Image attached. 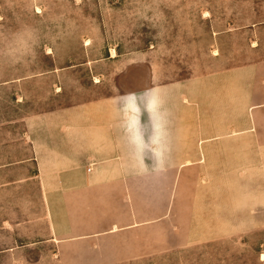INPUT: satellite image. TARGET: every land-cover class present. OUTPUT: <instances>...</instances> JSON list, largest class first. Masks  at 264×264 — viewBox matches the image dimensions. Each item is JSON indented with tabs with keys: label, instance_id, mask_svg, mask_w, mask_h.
<instances>
[{
	"label": "rangeland",
	"instance_id": "1",
	"mask_svg": "<svg viewBox=\"0 0 264 264\" xmlns=\"http://www.w3.org/2000/svg\"><path fill=\"white\" fill-rule=\"evenodd\" d=\"M23 25L38 36L32 55L0 54V264H264V0H0V53ZM172 82L188 84L200 134L216 136L183 140L181 178L114 170L71 184L38 158L41 114ZM170 195L191 244L86 262L85 243L50 239L46 198Z\"/></svg>",
	"mask_w": 264,
	"mask_h": 264
},
{
	"label": "crops",
	"instance_id": "2",
	"mask_svg": "<svg viewBox=\"0 0 264 264\" xmlns=\"http://www.w3.org/2000/svg\"><path fill=\"white\" fill-rule=\"evenodd\" d=\"M188 87L172 82L138 92L113 89L109 95L41 114V124L35 128L32 122L29 137L38 158L45 157L47 169L71 184L78 179L114 181V170L158 171L164 181L169 170L176 172L177 180L184 166L183 140L216 137L200 134L204 119L200 120L194 101L183 94ZM199 149L204 155L203 147ZM158 157L164 160L162 168L155 167ZM167 197L46 198L50 239L85 243L88 253L94 251L86 262L132 261L191 244L197 237L190 215L184 220L180 198Z\"/></svg>",
	"mask_w": 264,
	"mask_h": 264
},
{
	"label": "clouds",
	"instance_id": "3",
	"mask_svg": "<svg viewBox=\"0 0 264 264\" xmlns=\"http://www.w3.org/2000/svg\"><path fill=\"white\" fill-rule=\"evenodd\" d=\"M37 40L38 36L36 31L32 29V26L23 25L8 37L7 46L3 50V53L0 54L4 55L10 63L22 62L25 58L32 55ZM145 163L147 164V161ZM163 165V158L158 157L155 167L162 168Z\"/></svg>",
	"mask_w": 264,
	"mask_h": 264
},
{
	"label": "bare ground",
	"instance_id": "4",
	"mask_svg": "<svg viewBox=\"0 0 264 264\" xmlns=\"http://www.w3.org/2000/svg\"><path fill=\"white\" fill-rule=\"evenodd\" d=\"M263 257H264V254H263Z\"/></svg>",
	"mask_w": 264,
	"mask_h": 264
}]
</instances>
